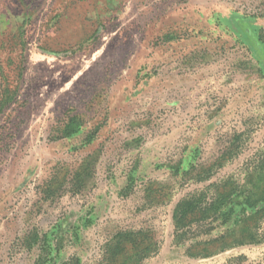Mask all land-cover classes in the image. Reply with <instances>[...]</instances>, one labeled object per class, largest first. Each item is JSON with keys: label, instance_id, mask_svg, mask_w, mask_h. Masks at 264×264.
<instances>
[{"label": "rangeland", "instance_id": "rangeland-1", "mask_svg": "<svg viewBox=\"0 0 264 264\" xmlns=\"http://www.w3.org/2000/svg\"><path fill=\"white\" fill-rule=\"evenodd\" d=\"M260 158L264 0H0V264H131L140 230L143 264H264V241L189 257L173 221L255 190Z\"/></svg>", "mask_w": 264, "mask_h": 264}, {"label": "trees", "instance_id": "trees-1", "mask_svg": "<svg viewBox=\"0 0 264 264\" xmlns=\"http://www.w3.org/2000/svg\"><path fill=\"white\" fill-rule=\"evenodd\" d=\"M253 164V162H252ZM253 176L257 178L259 186L255 190H246L238 183H232L225 192L209 194L202 192L187 197L177 205L173 221L175 225L174 243L186 247L189 257H202L207 255L208 248L219 245L222 251L231 247L255 244L264 241V232H261V224L264 221V159L254 162ZM249 176V178H252ZM256 181V180H255ZM245 196V204L249 209H256L253 214L247 213V208L241 212L236 226H240L242 234L240 238L230 239L231 230H222L218 236L213 233L224 228L232 220L235 213L234 198ZM256 219V220H254ZM253 221L251 224L249 221ZM255 225L256 228H255ZM128 259L131 264H143L147 259L157 253V243L154 242L151 232L140 230L124 234ZM119 245L109 251V264H118L116 251ZM239 259H243L240 257Z\"/></svg>", "mask_w": 264, "mask_h": 264}]
</instances>
